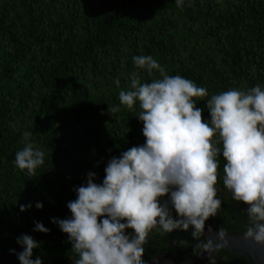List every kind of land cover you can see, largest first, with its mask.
I'll return each instance as SVG.
<instances>
[{
  "label": "trees",
  "instance_id": "obj_1",
  "mask_svg": "<svg viewBox=\"0 0 264 264\" xmlns=\"http://www.w3.org/2000/svg\"><path fill=\"white\" fill-rule=\"evenodd\" d=\"M135 56H152L168 75L206 88L196 107L210 123L212 95L264 89V0H183L182 6L177 0H0V264H20L22 235L38 243L33 260L76 264L73 242L53 219L72 218L67 205L87 185L88 173L102 185L113 157L146 143L139 103L129 110L119 92L130 90L133 71L142 83L160 74L137 69ZM112 106L120 111L111 114ZM26 131L45 153L33 176L15 164ZM219 162L221 208L205 229L244 234L249 206L225 188L222 152ZM160 202L179 219L170 194ZM20 205L31 207L21 211ZM36 223L50 231H35ZM192 231L153 229L145 264L165 252L180 261L198 253ZM125 234L135 235L133 229ZM212 255L216 264H254L224 248ZM199 264L211 262L207 257Z\"/></svg>",
  "mask_w": 264,
  "mask_h": 264
},
{
  "label": "clouds",
  "instance_id": "obj_2",
  "mask_svg": "<svg viewBox=\"0 0 264 264\" xmlns=\"http://www.w3.org/2000/svg\"><path fill=\"white\" fill-rule=\"evenodd\" d=\"M182 2L177 0V6ZM133 63L149 76L153 70L160 74L159 79L142 83L133 71L130 90L119 92L120 103L129 110L139 103L146 143L113 157L102 185L93 182L95 173H88L87 185L76 189L78 198L67 205L72 218L53 219L73 242L79 254L76 264H145L144 245L153 229L168 234L188 231L190 226L199 241L198 254L207 252L211 264H216L212 253L228 244L223 227L218 233L223 243L200 238L205 235V221L221 208L216 188L221 152L227 161L225 188L234 200L249 206L244 238L264 245V89L257 85L248 91L230 89L212 95L207 100L211 120L206 123L196 107L197 99L208 96L206 88L180 75H168L152 56H135ZM115 83L120 86L119 78ZM119 111L109 107L111 114ZM31 137L32 132H24V147L16 152L15 164L33 176L44 164L45 153ZM169 194L179 219L172 217L168 202H160ZM30 207L20 205L21 211ZM126 229H133L135 235L130 238ZM34 230L50 231L42 223H36ZM17 243L24 247L18 254L20 264H42L39 257L32 259L38 247L32 236L22 235Z\"/></svg>",
  "mask_w": 264,
  "mask_h": 264
},
{
  "label": "water",
  "instance_id": "obj_3",
  "mask_svg": "<svg viewBox=\"0 0 264 264\" xmlns=\"http://www.w3.org/2000/svg\"><path fill=\"white\" fill-rule=\"evenodd\" d=\"M212 230V233H209L208 228L205 229V239L212 240L214 244L223 243L219 240L218 237L220 229ZM225 233V239L228 241V244L226 247H223L224 249L245 256L254 264H264V245L257 244L254 240L245 239L244 234H239L235 232ZM198 253L185 260L180 261L172 253L165 252L150 259L149 264H199L204 259L209 257V254L207 252H202L200 254Z\"/></svg>",
  "mask_w": 264,
  "mask_h": 264
},
{
  "label": "rangeland",
  "instance_id": "obj_4",
  "mask_svg": "<svg viewBox=\"0 0 264 264\" xmlns=\"http://www.w3.org/2000/svg\"><path fill=\"white\" fill-rule=\"evenodd\" d=\"M170 208L174 209V207H172L171 203H170ZM175 210V209H174Z\"/></svg>",
  "mask_w": 264,
  "mask_h": 264
}]
</instances>
